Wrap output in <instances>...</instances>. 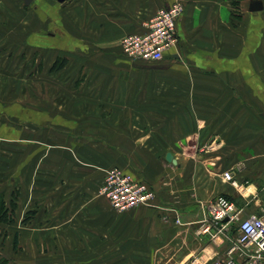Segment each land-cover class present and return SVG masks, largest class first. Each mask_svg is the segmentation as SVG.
<instances>
[{"label":"crops","instance_id":"1","mask_svg":"<svg viewBox=\"0 0 264 264\" xmlns=\"http://www.w3.org/2000/svg\"><path fill=\"white\" fill-rule=\"evenodd\" d=\"M76 1H49L41 15L34 0H0V193L8 203L13 187L15 217L31 214V250L46 252L30 264L228 259L237 223L209 224L212 203L224 196L240 217L264 213V10H249L257 0ZM175 2L184 4L179 42L164 57L176 65L159 69V85L144 67L120 77L118 58L132 62L122 38ZM45 27L54 59L110 62L96 66L95 85H63L68 93L40 100L33 74ZM170 70L177 85L167 84ZM28 73L26 85H7V75ZM114 167L144 181L152 202L116 210L102 192Z\"/></svg>","mask_w":264,"mask_h":264},{"label":"built area","instance_id":"2","mask_svg":"<svg viewBox=\"0 0 264 264\" xmlns=\"http://www.w3.org/2000/svg\"><path fill=\"white\" fill-rule=\"evenodd\" d=\"M183 12L184 4L181 2L159 9L144 22L142 32L122 38L124 54L132 60L163 59L165 53L179 42L177 23ZM224 177L237 184L232 171H225ZM102 192L118 211L150 204L155 198V192L144 181L119 167L107 170ZM206 221L220 225L221 230L237 223L230 250L232 255L226 260L215 259L212 264H249L264 258V213L240 217L234 204L226 197L219 196L210 206ZM235 252L244 255V261L236 258L233 255Z\"/></svg>","mask_w":264,"mask_h":264},{"label":"rangeland","instance_id":"3","mask_svg":"<svg viewBox=\"0 0 264 264\" xmlns=\"http://www.w3.org/2000/svg\"><path fill=\"white\" fill-rule=\"evenodd\" d=\"M33 1V0H31ZM30 1V2H31ZM49 1H52L55 3L58 0H34V5H40V14L42 15V12L46 13V5L45 3H48ZM68 2L69 0H62ZM76 1V0H73ZM77 2V1H76ZM62 7V5H61ZM264 8L260 10V14L263 12ZM62 11H58L57 9L53 10L51 13V16L55 19L59 18L61 16ZM13 11L9 10L7 12L6 17L9 19L13 16ZM17 30L19 27L16 28ZM46 27L44 28V32ZM18 31L12 30V27H8V37L9 35H15V38L18 40L19 38L22 39V37L18 34ZM26 37L22 39V41L16 42L19 45H22L21 47L23 50H27V42L25 41ZM10 43V42H8ZM50 44L46 32L40 33L39 38V51H38V68L39 73L33 74V79L37 81L39 85V98L40 100H45L48 97H59L62 96L63 92L68 93L66 87L63 85H95L96 78L100 77L101 75L98 72H95L96 66L101 65L102 58L95 57L89 55L87 58L84 57H78L74 55L70 56H59L57 58H53L52 55L50 57L49 51L47 50V45ZM50 57V58H49ZM128 58V57H127ZM54 59V60H53ZM118 66L120 68V77L127 78L129 76V73H127V70L125 68L134 67L136 70L138 68H146L147 70L150 69L151 74V85H159V69L160 68H169L170 66L176 65V62L174 60L165 59V57L161 60H151V59H144V60H132V62H126L124 60H121L118 58ZM58 60V64L61 65V63H64L63 67H65L63 72H59L58 70L62 69H56L52 70L53 64ZM53 61L51 64L50 62ZM106 61V63H105ZM103 59L102 64H110L108 60ZM25 62H23L24 64ZM124 69V70H122ZM174 70H170L171 73H168L167 76V84L168 85H177L178 80L176 79V75ZM29 73L28 74H14V75H7L6 81L7 85H26L27 81L30 80ZM136 77H143V74H136ZM65 88V89H64ZM2 189V188H1ZM8 190V204H11L12 199H16L13 187L9 188ZM17 206V204H16ZM14 215H6L3 219H0V263L2 264H30L31 255L33 253L39 254V262H44V252L46 250H42L39 247V250H31V237L32 233H30L29 224L32 219L30 212H26L24 214V217H15ZM22 226H25L27 228H21ZM19 239L20 241L17 245V247L14 246V240L15 238ZM40 242L46 240L45 234H39L37 238ZM41 244V243H40Z\"/></svg>","mask_w":264,"mask_h":264},{"label":"trees","instance_id":"4","mask_svg":"<svg viewBox=\"0 0 264 264\" xmlns=\"http://www.w3.org/2000/svg\"><path fill=\"white\" fill-rule=\"evenodd\" d=\"M64 63H61V65L58 64V60L53 64L52 70L60 69L62 68ZM16 209V202L15 200L11 201V204L9 205L8 203L5 202L3 193H0V219H3L6 217V215H14L13 213L15 212ZM18 245V238L16 236L14 240V246L17 247ZM2 264V263H0Z\"/></svg>","mask_w":264,"mask_h":264},{"label":"water","instance_id":"5","mask_svg":"<svg viewBox=\"0 0 264 264\" xmlns=\"http://www.w3.org/2000/svg\"><path fill=\"white\" fill-rule=\"evenodd\" d=\"M31 0H25L26 3H30ZM61 1V0H60ZM263 9V4L261 1H252L251 4H250V7H249V10L250 11H253V12H257V11H260ZM166 158L168 161H173L174 160V156L172 153H168L166 155Z\"/></svg>","mask_w":264,"mask_h":264}]
</instances>
